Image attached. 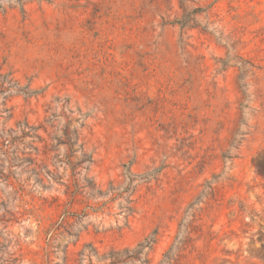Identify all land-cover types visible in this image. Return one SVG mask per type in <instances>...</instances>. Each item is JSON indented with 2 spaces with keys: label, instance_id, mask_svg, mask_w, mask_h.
<instances>
[{
  "label": "rangeland",
  "instance_id": "obj_1",
  "mask_svg": "<svg viewBox=\"0 0 264 264\" xmlns=\"http://www.w3.org/2000/svg\"><path fill=\"white\" fill-rule=\"evenodd\" d=\"M262 170L264 0H0V264H264Z\"/></svg>",
  "mask_w": 264,
  "mask_h": 264
},
{
  "label": "trees",
  "instance_id": "obj_2",
  "mask_svg": "<svg viewBox=\"0 0 264 264\" xmlns=\"http://www.w3.org/2000/svg\"><path fill=\"white\" fill-rule=\"evenodd\" d=\"M261 175L264 176V170H262ZM194 206L195 204H191L188 207V210L179 223V234L176 237L175 243L164 253L159 264H173L187 248L197 227V214L194 211ZM155 242L156 234H152L133 249H125L120 252L110 251L107 255L102 257H99L98 254L95 253V257L100 261H109L108 264H148L149 262L145 251L150 250Z\"/></svg>",
  "mask_w": 264,
  "mask_h": 264
}]
</instances>
